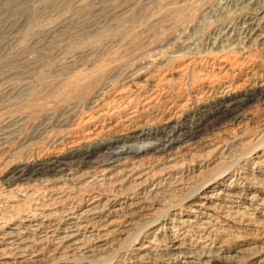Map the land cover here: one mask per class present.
I'll return each mask as SVG.
<instances>
[{
	"label": "rangeland",
	"instance_id": "374dc122",
	"mask_svg": "<svg viewBox=\"0 0 264 264\" xmlns=\"http://www.w3.org/2000/svg\"><path fill=\"white\" fill-rule=\"evenodd\" d=\"M262 2L0 0V264H264V165L247 153L264 150V37L242 26L264 24ZM210 56L234 71L206 70ZM221 88L249 100L239 119L221 118ZM179 97L187 106L173 110ZM199 122L193 153L152 152L168 144L163 128ZM133 132L143 135L124 142ZM117 148L139 156L112 165ZM210 179L224 194L203 215L196 189ZM93 200L104 214L88 225L109 235L82 228L66 242L69 218Z\"/></svg>",
	"mask_w": 264,
	"mask_h": 264
},
{
	"label": "bare ground",
	"instance_id": "6f19581e",
	"mask_svg": "<svg viewBox=\"0 0 264 264\" xmlns=\"http://www.w3.org/2000/svg\"><path fill=\"white\" fill-rule=\"evenodd\" d=\"M261 0H249L250 3L252 4H259ZM264 1V0H263ZM244 2V1H243ZM246 3V2H245ZM263 3V2H262ZM264 5V3H263ZM249 6V5H248ZM258 6V5H257ZM262 6V5H261ZM253 7V6H252ZM251 7V8H252ZM256 8V7H255ZM251 15V14H250ZM244 20V19H243ZM243 26V29H244V32L246 34V37L248 39H251L253 37H264V24L262 25L261 24V21L260 20H257L255 18H247L245 19L244 21V24L242 25ZM234 27V26H233ZM239 29V28H238ZM224 30V29H223ZM233 30V29H232ZM263 32V33H262ZM238 33V32H237ZM220 35V34H219ZM240 35V34H239ZM245 37V36H244ZM242 38V37H241ZM245 39V38H244ZM264 41V40H263ZM229 42V41H228ZM232 42V41H231ZM231 61V60H230ZM227 58H223V57H218V56H215V57H208L205 61V65H203L206 70H209V71H212V72H215V74L219 76V74H228L230 72H233L234 69H235V63L233 62H230ZM204 62V61H203ZM189 63V62H188ZM187 64V63H186ZM108 66V65H107ZM183 68H185L183 66ZM184 70V69H182ZM212 75V74H211ZM114 76V75H113ZM78 77V76H77ZM112 77V76H111ZM164 78V77H163ZM82 79V78H81ZM162 79V78H161ZM139 80V79H138ZM94 81V80H93ZM93 81H91L93 83ZM137 81V80H136ZM140 81V80H139ZM132 82V81H131ZM242 83V82H241ZM245 83V82H244ZM129 84V83H128ZM222 84V83H221ZM96 85V84H95ZM258 87H260L261 89L264 90V81H261L260 83H257ZM217 86V85H216ZM239 86V85H238ZM237 86V87H238ZM93 87V86H92ZM127 87V86H126ZM138 87V86H137ZM123 88V87H122ZM222 89V88H221ZM228 89V88H227ZM99 92V91H98ZM224 92L225 90H220L219 91V94H220V98L222 99V101L219 103L220 106H221V111H220V116L221 118H225V117H228L230 116L233 117V120H236V119H239L241 117V114H240V109L243 108L244 106H246L248 103H249V100H247V98H238V99H235V100H227L225 99L224 97ZM261 94V93H260ZM264 94V93H262ZM78 95V94H77ZM84 95V94H83ZM97 95V93H96ZM227 95V94H226ZM199 96V95H198ZM259 97V96H258ZM154 98H158V95H157V92L154 93L153 95L149 96V99H154ZM224 99V100H223ZM261 100L264 101V98H260ZM149 100V101H150ZM188 100V99H187ZM256 101H260V100H257L255 99ZM170 103L172 105V109L175 110V108H181V109H184L186 106H187V102L183 99V98H180L178 100H170ZM185 101V102H184ZM262 101V102H263ZM151 102V101H150ZM203 104H205V102H201ZM170 106V105H169ZM191 107V106H190ZM116 106L114 103H109V104H106V105H103V107L96 113L97 116H92L90 117L91 119H94L96 117H99V116H102L104 114H107L108 112L110 111H113L115 110ZM192 108V107H191ZM180 112V111H179ZM219 115V114H218ZM127 116V115H126ZM217 116V115H216ZM171 118V117H170ZM169 118V119H170ZM229 118V119H230ZM217 119V118H216ZM228 119V120H229ZM232 119V118H231ZM172 120V118H171ZM91 121V120H90ZM231 121V120H230ZM235 122V121H234ZM165 124V123H164ZM171 122L170 120H168L166 122V125H170ZM173 124V123H172ZM202 125H203V122H199L197 123L196 125L194 126H190L188 128H184V129H176V128H172V129H169L167 130V128H163L162 129V132L164 133V135L159 138L158 140L159 141H163V140H167L168 144L165 145V147H162V146H154L153 147V153L156 154V153H159V154H163V153H166V152H173L174 156H177L179 155L180 153H182L184 150H186V152H190V153H193L192 151H195L193 147L189 146V144H187V142L189 141H193V139H196L195 137L197 136V134H199V132H204L202 131ZM166 126V127H168ZM172 126V125H171ZM185 126V125H184ZM93 129V128H92ZM102 129V128H101ZM156 130V129H155ZM167 130V131H166ZM92 131V130H91ZM98 131V130H97ZM96 132V131H95ZM201 133V134H202ZM141 133H138V132H133L129 135H126L124 136L123 138V141L124 142H127V141H131L137 137H140ZM155 136V134H154ZM157 137V136H156ZM200 137V136H199ZM198 137V138H199ZM202 137V136H201ZM137 141V140H136ZM156 141V139H155ZM200 141V140H199ZM121 143V142H120ZM157 143V142H156ZM186 143V144H185ZM207 143H210L211 145H216V151L217 150H221V145L217 144L213 139L207 141ZM126 144V143H125ZM201 144V143H200ZM124 145V144H123ZM192 145V144H191ZM122 146V145H121ZM200 146V145H199ZM210 146V145H209ZM132 147V146H131ZM136 147V146H135ZM196 147V146H195ZM207 147V146H206ZM133 148V147H132ZM212 148V147H211ZM210 148V149H211ZM214 148V147H213ZM251 148V147H250ZM135 149V148H134ZM138 149V148H137ZM115 150V149H114ZM199 150V149H198ZM205 150V149H204ZM134 151L132 150H125V149H118L115 150L111 156V163L112 165L114 163H116V161H119V160H122L124 159L125 161L129 159V157H127L128 155H130L132 157V160L133 158H136L139 156V154H133ZM249 154H252V155H256V158L258 159L256 161V167L260 168L262 165H264V150H261L260 148L258 147H255L253 149H251L249 152H247ZM158 154V155H159ZM88 155V154H87ZM86 155V156H87ZM145 155V154H144ZM149 155V154H148ZM168 155V154H167ZM194 155V154H193ZM85 156V157H86ZM192 156V155H191ZM153 157V156H152ZM78 158V157H77ZM254 158V157H253ZM55 159V158H54ZM153 159V158H152ZM178 159V158H177ZM240 162H245L246 161V158L245 157H242L241 159H239ZM54 162V160H53ZM133 162V161H132ZM126 164V162H124ZM207 163V162H206ZM134 164H138L136 165L137 168L138 166H144L143 164L145 163H139V162H135ZM152 164V163H151ZM177 165V164H176ZM126 166V165H125ZM175 166V165H174ZM60 167V166H59ZM117 167V166H116ZM184 167V166H183ZM254 167V166H253ZM127 168V167H126ZM136 168V167H135ZM254 168V169H255ZM49 170V169H48ZM56 170V169H55ZM231 171V168H227L225 170H223L219 176L220 177H226L229 175V172ZM163 172V171H162ZM114 173V172H113ZM190 173V172H189ZM109 174V173H108ZM178 174V173H177ZM183 174V173H182ZM232 174V173H231ZM107 174H105L104 176H106ZM127 175V174H125ZM167 175V174H166ZM189 175V174H188ZM169 176V175H168ZM217 176V177H219ZM247 176V175H246ZM245 176V177H246ZM113 176H110L108 177V179L110 180ZM122 177V176H121ZM126 177V176H125ZM188 177V176H187ZM244 177V178H245ZM124 178V177H123ZM157 178V177H156ZM177 185H184L183 184V176H177ZM216 178V176H215ZM214 178V179H215ZM234 178V177H233ZM73 179V178H72ZM162 179V178H161ZM207 180L205 181L204 183H202L201 185L198 186V188L196 189V192L198 194L200 193H203V199L204 201L201 202L200 204H196V207L193 209L195 212H198V213H202L203 215L205 214H210L209 212L212 210L209 206V202L214 198H217L218 196L220 197L222 194H224L223 192V189L222 191H220L219 193H216L214 192L212 189L214 188L213 185L214 183L216 182L215 180ZM189 180V179H187ZM135 181V180H134ZM167 181V180H166ZM222 181V180H221ZM96 182V181H95ZM188 182V181H187ZM234 182V181H233ZM112 183V182H111ZM144 184V183H143ZM189 184V183H187ZM229 185V184H228ZM154 186V185H153ZM232 186V184H231ZM230 186V187H231ZM158 187V186H157ZM186 187V186H185ZM229 189H227L226 191H228ZM240 191V190H239ZM230 192V191H229ZM196 194V193H195ZM226 194V193H225ZM67 195V194H66ZM239 195V194H238ZM68 196V195H67ZM78 196V195H77ZM147 196V195H146ZM226 196V195H225ZM192 195H190L188 198H185L183 200V204L186 205V203L190 202L192 199H191ZM96 198V197H95ZM94 198V199H95ZM199 199V198H198ZM196 203V202H195ZM97 201L96 200H93L91 201L88 205H87V208L86 209H81L82 212H79V214L77 216H74V217H70L69 220H71V225L70 227H67L65 230H64V236L62 239H64L65 241L67 239H73L78 237V234L80 233V230L82 228H87L88 232H89V236L90 237H94V236H97V237H104V236H108L109 234H106L107 230L109 228H111L112 226H108V228H103L102 225L101 227H91L88 225V220L87 218H89L88 216H93L95 218H102L103 214H104V210H100L98 209L97 207ZM132 204V203H131ZM139 204V203H138ZM99 205V204H98ZM119 205V204H118ZM116 205V206H118ZM130 205V203H129ZM140 205V204H139ZM174 205V204H173ZM100 206V205H99ZM115 206V205H114ZM172 206V205H171ZM179 206V205H178ZM178 206L177 205H174L173 207H170V211L171 212H175L177 211L178 209ZM13 208V207H12ZM16 208V207H14ZM131 208V207H130ZM187 208V207H186ZM112 209V208H111ZM143 209V208H142ZM115 213L119 212L120 211V208H116L113 210ZM134 211V210H133ZM78 212V211H77ZM212 212V211H211ZM166 216V215H165ZM120 217V216H119ZM40 218V217H39ZM92 218V217H91ZM128 218V217H127ZM150 218V217H149ZM123 219V218H122ZM29 221V218H27L26 216H20L17 218V223H21V224H24L26 222ZM42 221V220H41ZM39 222V221H38ZM108 222V221H106ZM33 223V222H32ZM35 223V222H34ZM41 223V222H40ZM98 223V221L96 222ZM95 223V224H96ZM104 223V222H103ZM39 224V223H38ZM111 224V223H110ZM162 224V221H161V217H159L158 219H154V221L152 223H150V225H148L150 228H154V227H157L159 225ZM10 225V224H9ZM18 225V224H17ZM104 225V224H103ZM121 225V224H119ZM118 225V226H119ZM124 228L126 226H129L130 223L127 221L125 222V224H123ZM198 225V224H197ZM210 225V224H209ZM15 226V225H14ZM106 231V232H105ZM126 230H124L123 232H125ZM120 234V233H118ZM63 235V234H62ZM176 237V236H175ZM83 239V238H82ZM183 239V238H182ZM98 240V239H97ZM151 241V240H150ZM153 241V240H152ZM67 242V241H66ZM72 243V242H71ZM152 243V242H151ZM178 246V245H177ZM176 246V247H177ZM183 251V250H182ZM146 253V252H145ZM142 255V254H141ZM147 255V254H146ZM4 256V255H3ZM1 256V257H3ZM192 256V255H191ZM140 257V256H139ZM143 257V256H142ZM229 262V261H228ZM224 263V262H223ZM195 264V263H194Z\"/></svg>",
	"mask_w": 264,
	"mask_h": 264
}]
</instances>
